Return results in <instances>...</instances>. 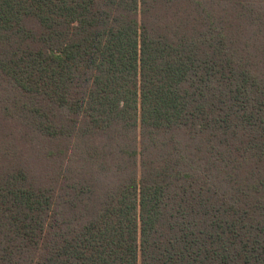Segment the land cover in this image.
<instances>
[{
    "label": "trees",
    "instance_id": "obj_1",
    "mask_svg": "<svg viewBox=\"0 0 264 264\" xmlns=\"http://www.w3.org/2000/svg\"><path fill=\"white\" fill-rule=\"evenodd\" d=\"M0 264H264V0H0Z\"/></svg>",
    "mask_w": 264,
    "mask_h": 264
},
{
    "label": "rangeland",
    "instance_id": "obj_2",
    "mask_svg": "<svg viewBox=\"0 0 264 264\" xmlns=\"http://www.w3.org/2000/svg\"><path fill=\"white\" fill-rule=\"evenodd\" d=\"M12 133V130H8L5 133L0 132V150H2L5 146L8 147L10 143L15 144V142L10 141L11 139L6 138L5 135H10Z\"/></svg>",
    "mask_w": 264,
    "mask_h": 264
}]
</instances>
